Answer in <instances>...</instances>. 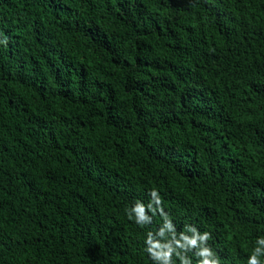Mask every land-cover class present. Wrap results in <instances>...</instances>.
Returning <instances> with one entry per match:
<instances>
[{
    "label": "trees",
    "instance_id": "trees-1",
    "mask_svg": "<svg viewBox=\"0 0 264 264\" xmlns=\"http://www.w3.org/2000/svg\"><path fill=\"white\" fill-rule=\"evenodd\" d=\"M165 216L264 238V0H0V264H154Z\"/></svg>",
    "mask_w": 264,
    "mask_h": 264
},
{
    "label": "clouds",
    "instance_id": "clouds-1",
    "mask_svg": "<svg viewBox=\"0 0 264 264\" xmlns=\"http://www.w3.org/2000/svg\"><path fill=\"white\" fill-rule=\"evenodd\" d=\"M152 198L149 205L146 207L143 203L137 202L131 209L127 210L129 220H134L137 225L144 226L151 223V217L146 213L151 211L153 215L160 211L162 201L159 193L156 190H152L149 193ZM166 224L165 228H162L158 235L164 236L165 229L173 232V239L168 243H160L155 240L153 234L150 232L148 238L145 241V251L154 261V264L161 262V264H172V257L175 254L180 260L181 264H191V260L188 259L187 253L193 249H196L195 255L199 258L198 264H219L218 260L214 258V254L210 247L207 246V241L210 239V234L205 232L200 234L197 229L192 226H188L187 230L192 233L191 236L181 234L179 239L175 238V233L170 220H167L165 216ZM259 246L253 251V254L249 257L248 264H261L260 256L264 255V238H260L256 242Z\"/></svg>",
    "mask_w": 264,
    "mask_h": 264
}]
</instances>
